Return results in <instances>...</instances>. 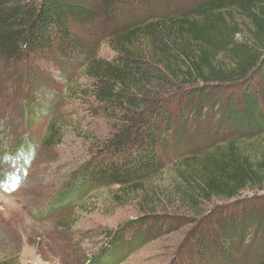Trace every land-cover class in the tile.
<instances>
[{"label":"trees","instance_id":"1","mask_svg":"<svg viewBox=\"0 0 264 264\" xmlns=\"http://www.w3.org/2000/svg\"><path fill=\"white\" fill-rule=\"evenodd\" d=\"M150 2L0 0L2 71L34 74L49 63H84L96 102L115 119L98 158L59 196L63 207L93 188L143 189L180 159L186 197L217 201L208 212L195 210L180 264H264V155L249 151L264 140V0H199L176 17L141 22L136 8L146 10ZM236 14L250 25V39H239ZM102 16L116 21L112 61L82 46ZM187 132L203 138L206 149L181 157ZM32 144H17L24 168ZM183 220L144 211L107 233L89 264H121ZM254 248V258H243Z\"/></svg>","mask_w":264,"mask_h":264},{"label":"rangeland","instance_id":"2","mask_svg":"<svg viewBox=\"0 0 264 264\" xmlns=\"http://www.w3.org/2000/svg\"><path fill=\"white\" fill-rule=\"evenodd\" d=\"M150 1L148 9L136 8L141 22L176 17L199 0ZM234 17L243 30L239 39H250V25L239 14ZM115 24L100 17L83 36V48L103 61H112L116 54L110 40ZM4 72L0 66V264H89L105 245L107 233L150 210L181 216L183 223L143 244L121 264H180L194 228L195 210L208 212L217 204L198 198L193 203L186 197L187 186L177 173L183 166L180 159L168 164L143 189L93 188L63 207L59 196L79 170L98 158L114 133L115 119L96 102L84 63L77 67L49 63L34 74L28 69L20 74ZM18 76L26 84L17 81ZM20 141L33 142V159L27 168L16 153ZM182 144L181 157L206 149L204 139L190 132ZM249 151L261 158L264 140ZM258 252L254 248L242 256L247 260Z\"/></svg>","mask_w":264,"mask_h":264}]
</instances>
